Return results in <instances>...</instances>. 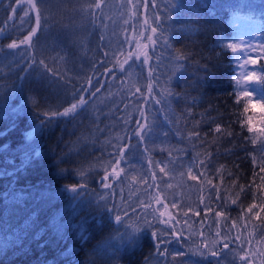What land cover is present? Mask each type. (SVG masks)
Masks as SVG:
<instances>
[{
    "label": "trees",
    "instance_id": "1",
    "mask_svg": "<svg viewBox=\"0 0 264 264\" xmlns=\"http://www.w3.org/2000/svg\"><path fill=\"white\" fill-rule=\"evenodd\" d=\"M89 1L31 0L30 58L20 30L31 16L19 1L0 0V264H217L215 255L227 249L235 252L229 264H264V162L250 140V108L235 94L226 46L232 15L258 23L264 102V0H244L242 9L241 0H167L150 28L129 20L118 36L124 52L136 40L145 48L128 62L143 80L144 98L135 99L130 117L113 120L97 101L125 73L98 59L102 46L90 45L94 28L80 17ZM42 15L63 51L94 67L92 92H100L92 100L85 91L91 81L80 91L82 80L66 79L36 57ZM73 103L79 106L65 115ZM161 131L166 147L156 148ZM136 156L147 164V181L125 174L113 181L110 172ZM155 159L195 173L180 206L192 234L178 231L177 215L166 219L163 206L154 209V185H161Z\"/></svg>",
    "mask_w": 264,
    "mask_h": 264
},
{
    "label": "rangeland",
    "instance_id": "2",
    "mask_svg": "<svg viewBox=\"0 0 264 264\" xmlns=\"http://www.w3.org/2000/svg\"><path fill=\"white\" fill-rule=\"evenodd\" d=\"M17 1L20 2L18 8L21 10L23 8V14L29 17L34 13L31 0ZM160 7L167 8V0H94L89 1L86 7L80 12V17L88 23V26H91L92 29L94 28L95 36L93 40L92 38L89 39L90 45H93L94 42L95 46L98 48L102 46V50H104L103 54L105 56H100L98 59L106 60L105 58H107L111 62H117L116 66L119 71L117 74L122 75L123 71L125 73L124 76L115 81V84L114 81H112L111 87L115 89L111 91V88L107 87L111 92H104L102 97L100 94L99 97H101V99L98 97L99 100L97 103L103 107V109L106 106V108L111 111L110 115H108L111 120H113L114 117L117 119L130 117L131 113L134 111L130 112L131 109L134 108L135 99L144 98L140 94V87L143 86V80H141L137 73L129 67L128 62L130 59L141 55L145 51V48H142V44L137 40L133 44L127 43L126 49L129 53L123 57L122 52H124V49L122 48L120 37L118 36V30H123L128 21H131L133 18L138 19V21L142 23H147L148 28H150V18L153 17L155 11H160ZM148 10L150 12H148ZM29 18L31 20L30 23L26 24L27 26H22V30L20 31L25 32L23 36L26 35V39L23 38L22 40V46L24 50H26L25 55L28 57L29 54L31 58L32 39L28 41L27 38L28 33L33 28V25H35V21L32 16ZM230 23L234 30V35L233 38L226 43V46L228 44H234L238 48L236 53H233L230 49L234 65V91L237 97L242 98L250 108L251 115L248 119V125L251 123V125H254L257 129L256 132H250V140L253 143L257 160L264 162V106H262L264 102L259 98L261 90L259 80L260 69L258 63H251V61H258V58L262 57V45L259 37L258 23L238 13L231 16ZM41 24L44 35L36 42L37 54H35L44 64L39 58L38 60L44 66L47 65L51 68H55V70L66 79H78V82L82 80L80 91H83L91 81L90 85L85 88V91H87L88 100H92L94 94L100 92L96 90L92 92L94 89L92 90L91 86H93L94 82L98 79L95 75L94 67L87 65L88 60L86 56L77 55L78 57L74 58L69 52L63 51L64 46L62 44L60 45V42H56L52 34H48V29H52L53 27L52 21L48 15L47 17L42 15ZM131 31L132 28H130V38L133 39V35L135 34L132 33V35ZM149 32L151 33V30ZM150 33H148L147 36H150ZM16 43L19 44L20 41H16ZM241 65H243V67H241ZM253 73H255V78L251 80L248 79ZM103 74L105 76L107 75L105 72ZM237 81H240V83L237 84ZM241 89L249 91L250 98H245L241 93ZM79 97L81 98V95ZM112 98L115 99L113 104L118 106L115 114L112 112L113 105L110 102ZM118 114H120V116H118ZM152 143H154L156 148L166 147L162 131L155 135ZM154 168L161 180V185L160 182H158V186L154 185L156 189L153 199V204L155 202V211L157 208L160 211L163 206V214L166 219L173 215L178 216L179 232L183 231L187 234H192L191 217L187 211L184 208H180V206L182 204V191L185 193L189 192L188 180L193 179L195 173L191 167L181 169L171 166L166 159H155ZM147 169L148 167L145 160L140 156H136L129 159L127 162H121L117 169H113L110 172V176H112L113 181L117 183V180L125 174L127 177L135 180L136 183L143 184L148 178ZM161 169H164V171H161ZM153 173L155 172L153 171ZM160 194L161 196H159ZM146 207L147 205L143 208ZM141 214L146 215V212L140 213V215ZM167 223L168 221H165L162 223L161 228H157L160 235L164 234L163 225H167ZM135 233L131 236V241H136L138 239V235ZM161 248H163L162 244L159 249ZM183 254V252H171L173 256ZM234 255L235 252L228 249L219 252L218 255H215L217 264H229L230 261L228 257L230 258ZM150 263L151 262L145 261L144 264ZM76 264L79 263L77 262Z\"/></svg>",
    "mask_w": 264,
    "mask_h": 264
},
{
    "label": "snow or ice",
    "instance_id": "3",
    "mask_svg": "<svg viewBox=\"0 0 264 264\" xmlns=\"http://www.w3.org/2000/svg\"><path fill=\"white\" fill-rule=\"evenodd\" d=\"M243 6H244V0H241V9H242ZM39 19H40L39 16H37L36 17V23H37V25H39ZM153 31H155V29H153ZM33 35H34V33H33ZM27 39L29 41H31L32 36H29ZM21 43H23V41H21ZM9 47L14 49V48H17L18 45L16 43H12V44L9 45ZM227 47L230 48L233 53H236L238 51L237 46L234 45V44H228ZM251 63L256 64V63H258V61L253 60V61H251ZM241 67H243V65H241ZM253 78H255V73H253L252 76H249L248 77V79H250V80L253 79ZM239 83H240V81H237V84H239ZM241 93H242V95L245 98H250V92L249 91L244 90V89H241ZM83 103H84V101L83 100H80L79 104L82 105ZM78 106H79L78 104L73 103L71 105V108L67 109L64 114L67 115L69 112L74 111ZM262 106H264V105H262ZM217 131H219V129H217ZM248 131L249 132H256L257 129H256V127L254 125H251V123H249ZM161 171H164V169H161ZM193 179H195V177H193ZM254 207H256V205H253L248 210L251 212L252 211V208H254ZM260 211L264 212V208H261ZM162 215H163V213H162ZM257 218H259V217H257Z\"/></svg>",
    "mask_w": 264,
    "mask_h": 264
}]
</instances>
